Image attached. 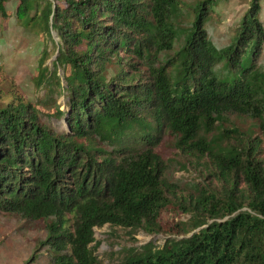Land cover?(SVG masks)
I'll return each mask as SVG.
<instances>
[{"label": "trees", "instance_id": "trees-1", "mask_svg": "<svg viewBox=\"0 0 264 264\" xmlns=\"http://www.w3.org/2000/svg\"><path fill=\"white\" fill-rule=\"evenodd\" d=\"M220 1L17 0L24 23L59 42L51 65L43 48L35 103L0 86V210L50 219L46 264H102L95 227L156 232L170 204L192 229L113 264H264L262 0L225 44L208 24ZM166 132L221 187L195 182L173 202Z\"/></svg>", "mask_w": 264, "mask_h": 264}, {"label": "rangeland", "instance_id": "rangeland-1", "mask_svg": "<svg viewBox=\"0 0 264 264\" xmlns=\"http://www.w3.org/2000/svg\"><path fill=\"white\" fill-rule=\"evenodd\" d=\"M250 2L251 0H224L214 6L208 24L218 43L231 41ZM16 4L17 0L8 2L7 9L11 13L9 17L3 16L0 11V86L6 90L13 88L22 93L26 100L35 103L44 93L43 87L36 84L43 48L47 47L45 64L51 65L59 37L55 30L51 38L43 36L38 26L26 25L23 17L17 15ZM261 4V17L264 21V0ZM259 59H262L264 65V46ZM112 73L111 71L110 75ZM5 98L8 99L9 96ZM58 102L63 104L64 96H60ZM233 119L246 130L256 126L255 135L262 133L251 118L233 116ZM59 123L63 125V119L57 120V124ZM157 149L170 164L171 181L176 182L175 191L170 192L173 202L179 203L182 197L196 196L195 182H199L200 186L211 184L221 187L219 180L212 174L207 175L210 165L208 160H195L192 155L182 153L175 146L169 132H166ZM260 156L264 158V151ZM192 218V212L170 204L165 208L161 228L156 232L109 223L97 226L95 236L98 245L94 253L102 264L117 263L133 250H140L147 242L159 246L171 237H181L185 231L192 229ZM208 219L213 220L211 217ZM49 223L50 219L26 218L0 210V264H46L49 254L39 243L45 238ZM190 233L192 230L187 234Z\"/></svg>", "mask_w": 264, "mask_h": 264}]
</instances>
